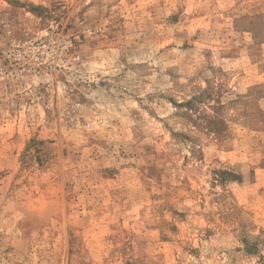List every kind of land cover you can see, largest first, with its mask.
Listing matches in <instances>:
<instances>
[{"label":"rangeland","instance_id":"obj_1","mask_svg":"<svg viewBox=\"0 0 264 264\" xmlns=\"http://www.w3.org/2000/svg\"><path fill=\"white\" fill-rule=\"evenodd\" d=\"M0 264H264V0H0Z\"/></svg>","mask_w":264,"mask_h":264}]
</instances>
